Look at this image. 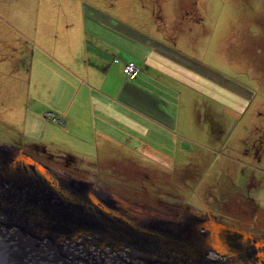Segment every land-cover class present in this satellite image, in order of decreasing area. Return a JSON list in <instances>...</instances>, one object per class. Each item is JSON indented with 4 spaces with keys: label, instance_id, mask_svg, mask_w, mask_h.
<instances>
[{
    "label": "rangeland",
    "instance_id": "1",
    "mask_svg": "<svg viewBox=\"0 0 264 264\" xmlns=\"http://www.w3.org/2000/svg\"><path fill=\"white\" fill-rule=\"evenodd\" d=\"M77 1L90 16L85 26L74 10L62 12L51 21L52 35L95 37L101 45L125 51L121 54L126 57L157 50L175 63L168 70L153 67L140 74L141 66L133 58L125 62L126 83L135 85L114 98L113 105L147 131L134 140V134L120 132L115 134L118 138L112 136V145L97 147L101 136L94 128L105 129L108 138L122 129V120L106 113L107 122L98 116L93 128L91 117L87 130L78 129L71 100L81 98V85L56 83L54 98L62 94L60 105L49 95H39L45 87L54 93V87L47 86L54 83L53 72L62 76L54 60L43 57V70L37 68L36 48L33 71L28 66L24 72L0 43V144L16 146L57 173L111 191L137 219H149L152 209L166 210L167 204L170 209L189 206L198 215L208 210L209 219L264 237V0ZM42 2L41 7L47 4L43 10L48 3L54 8L62 4ZM25 3L29 7L39 1ZM32 9L35 15L37 9ZM44 27L34 23L27 32L35 36ZM135 41L140 44L133 45ZM28 47L23 44L25 53ZM129 63L138 68L136 79L125 72ZM198 77L202 82L196 84ZM206 83H216L231 96L221 90L212 95ZM64 103L73 120L58 114ZM49 111L54 114L45 117ZM80 249L83 255L84 246ZM126 252L116 253L118 264H146ZM94 253L97 260L105 259V252ZM113 255L109 252L106 261Z\"/></svg>",
    "mask_w": 264,
    "mask_h": 264
},
{
    "label": "water",
    "instance_id": "2",
    "mask_svg": "<svg viewBox=\"0 0 264 264\" xmlns=\"http://www.w3.org/2000/svg\"><path fill=\"white\" fill-rule=\"evenodd\" d=\"M126 249L146 264H264V237L213 219H137L93 183L0 144V264H118Z\"/></svg>",
    "mask_w": 264,
    "mask_h": 264
},
{
    "label": "crops",
    "instance_id": "3",
    "mask_svg": "<svg viewBox=\"0 0 264 264\" xmlns=\"http://www.w3.org/2000/svg\"><path fill=\"white\" fill-rule=\"evenodd\" d=\"M38 1L39 3L36 6L31 4L29 7H26V0H0V43L7 46L4 49L13 53L18 63V69L24 70V72L28 66L31 70L30 73L33 71L35 61L38 57L40 58V62L37 61V68H41V70H43L41 62L45 59L43 57H50V59L54 60L55 65H57L56 69L62 76L59 77L57 71L53 72L51 77L54 78V83L47 86H53L55 89L54 93L52 94L49 87H45L39 95L42 93H44V96L49 95L60 105V98L62 94L59 93V96L54 98L56 83H58L61 87L67 80V82L70 81L73 84L76 83V86L81 85L82 95L79 100H77V96L74 100H71V108H74L73 111L71 108L65 106V103L62 104L61 109H58V114L61 115V118H70V112L72 111L71 115L79 119V123L76 121L77 119H75V121L71 118L70 119L73 120L74 125L78 129L83 130H87L89 118L91 117L94 119L93 128L94 123L96 122L95 118L98 116H102L101 122H107L105 117L106 113L112 114L116 116L117 119L122 120V129L118 128L114 131L115 133L113 132L112 135L110 134L111 137L108 138H106L108 134L105 132V129L96 130L94 128L95 132H99L98 135L96 134L97 137L101 136L100 140H97V147L99 146V148L105 147L106 143H109V146L112 145L114 142L112 136L118 138L115 134L120 132L129 136L134 134L132 137L133 140L136 138L137 133H145L147 131L146 129L142 130V126L137 124L134 120L132 121L130 117L121 114L113 105L114 98L119 99L124 90H126L129 86L135 85L134 83H126L127 80L125 79L123 69L126 64L125 62L128 58H133V62H137L136 64L139 67L141 66L140 74L153 70V67H162L164 70H168L172 67V65L175 66V63L157 50H147L142 57H138L137 54H131L127 51L129 54L128 57H126V54H121L125 51L117 52L112 49L114 47L101 45V42L95 37H91L90 39H85V37H82V39L81 37H76L73 40L70 36H54L52 35V31L55 25H52L51 21L57 18V16H59L62 12L69 13L68 11L74 10V12L81 16L83 23L84 19L86 20L90 16L89 14H86L83 4H78L77 0H61L62 4L57 8L52 7L53 5H49L51 3H48L49 8H45L44 10L43 7L47 6V4L41 7L43 0ZM32 8L37 9L35 15L30 14L33 10ZM33 11L32 13H34ZM34 23H37L38 27L40 25L45 26L44 29L41 30V34H36L35 36L28 34L29 32H27V29ZM17 32H20L22 36H16L15 34ZM51 38L53 39L51 40ZM24 43L29 46L26 53L23 50ZM136 44L140 43L137 41L133 42V45ZM106 47H110L112 51L111 49H105ZM36 48H38L40 53L38 57L35 54ZM31 49L34 51L32 53V57ZM18 50L20 52L15 53ZM51 50H53V52ZM20 54H23V56L19 58L18 56ZM39 77L42 78V75L39 74ZM174 77L175 75L172 73L171 79H174ZM195 80L196 84L202 82L199 77L198 79L195 78ZM206 85L212 95H217V91L221 90L222 92H226L228 96H231L230 92L220 89L216 83H206ZM96 93L102 97H95ZM85 97L87 98L85 99ZM235 98L237 97H234V99ZM36 99L37 98H35V100ZM39 100L41 99L39 98ZM28 110L31 109L28 108ZM35 113V111L33 113L30 111L31 115H35ZM38 114L42 117L40 113ZM45 114V117H48L47 114L54 113L49 111ZM53 116L55 119H57V117L60 118L59 115H57V117L55 115ZM33 117L34 116H31V118ZM64 122L69 126L73 125L70 120ZM80 123H82L81 127ZM66 130H69L68 127L64 129V131ZM103 135H105V137ZM143 135L144 134H142V136ZM82 139L83 141L88 142L86 138ZM128 145L130 146H128L129 149L133 151L134 146H131V144ZM143 151L146 150L144 149Z\"/></svg>",
    "mask_w": 264,
    "mask_h": 264
},
{
    "label": "flooded vegetation",
    "instance_id": "4",
    "mask_svg": "<svg viewBox=\"0 0 264 264\" xmlns=\"http://www.w3.org/2000/svg\"><path fill=\"white\" fill-rule=\"evenodd\" d=\"M66 173V172H65ZM67 174V173H66ZM68 175H71V174H68ZM86 180V179H85ZM88 181V180H86ZM94 185H96V183L93 182ZM98 186V185H97ZM104 191H106L107 193H110L112 195V197L114 198L115 197V194L112 193L111 191L105 189V188H102ZM121 202V200H119ZM122 203V202H121ZM123 205V203L121 204ZM188 205V204H187ZM124 206V205H123ZM172 205H166L165 208H167L166 210H154L152 209V211H150V214L147 215V216H150L149 218H155V219H160V220H164V221H169V222H178V221H183L184 219H187V218H195V219H198L200 221L204 220V221H208L210 220L209 218V211L206 210L205 213V216H201V215H198L196 213V211L192 210L189 208V206L187 207H184V208H181L180 206L179 207H175L176 209H170ZM127 212L130 213L131 216L134 217V215L131 213L132 210L130 208L126 209L124 208ZM130 210V211H129ZM140 216L142 214L138 213ZM148 218V217H147ZM233 227V226H232ZM256 235V234H255Z\"/></svg>",
    "mask_w": 264,
    "mask_h": 264
},
{
    "label": "built area",
    "instance_id": "5",
    "mask_svg": "<svg viewBox=\"0 0 264 264\" xmlns=\"http://www.w3.org/2000/svg\"><path fill=\"white\" fill-rule=\"evenodd\" d=\"M125 72L129 79H136L138 74V68L133 63H129L125 69Z\"/></svg>",
    "mask_w": 264,
    "mask_h": 264
},
{
    "label": "bare ground",
    "instance_id": "6",
    "mask_svg": "<svg viewBox=\"0 0 264 264\" xmlns=\"http://www.w3.org/2000/svg\"><path fill=\"white\" fill-rule=\"evenodd\" d=\"M142 262V261H141Z\"/></svg>",
    "mask_w": 264,
    "mask_h": 264
}]
</instances>
